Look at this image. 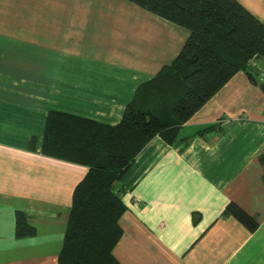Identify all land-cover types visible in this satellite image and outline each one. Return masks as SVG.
Returning <instances> with one entry per match:
<instances>
[{"label": "crops", "instance_id": "0c3cea01", "mask_svg": "<svg viewBox=\"0 0 264 264\" xmlns=\"http://www.w3.org/2000/svg\"><path fill=\"white\" fill-rule=\"evenodd\" d=\"M240 1L264 21V0ZM188 36L128 0H0V264H59L89 167L42 152L49 112L120 122L138 85ZM120 186L127 210L114 254L122 264H264L261 87L236 73L174 144L152 138ZM230 203L258 226L226 212ZM17 211L34 233L17 234Z\"/></svg>", "mask_w": 264, "mask_h": 264}, {"label": "trees", "instance_id": "16d2710c", "mask_svg": "<svg viewBox=\"0 0 264 264\" xmlns=\"http://www.w3.org/2000/svg\"><path fill=\"white\" fill-rule=\"evenodd\" d=\"M189 30L179 54L140 83L120 122L107 124L59 110L47 116L44 154L87 165L73 194L59 264H122L114 247L127 210L120 181L155 136L174 144L187 122L239 71L264 92V21L240 0H128ZM218 128L210 124L204 130ZM34 137L30 148L37 143ZM226 212L256 228V218L230 203ZM18 235L34 233L17 211Z\"/></svg>", "mask_w": 264, "mask_h": 264}, {"label": "rangeland", "instance_id": "374dc122", "mask_svg": "<svg viewBox=\"0 0 264 264\" xmlns=\"http://www.w3.org/2000/svg\"><path fill=\"white\" fill-rule=\"evenodd\" d=\"M252 64H254L255 66L258 67V65H257V61H256V60L252 61ZM258 69H259V71H260L261 73H264V67H258Z\"/></svg>", "mask_w": 264, "mask_h": 264}]
</instances>
